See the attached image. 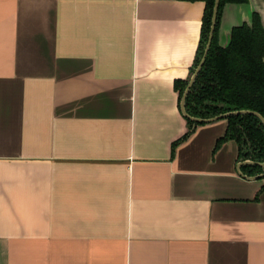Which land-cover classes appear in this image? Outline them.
Masks as SVG:
<instances>
[{
	"label": "crops",
	"instance_id": "obj_1",
	"mask_svg": "<svg viewBox=\"0 0 264 264\" xmlns=\"http://www.w3.org/2000/svg\"><path fill=\"white\" fill-rule=\"evenodd\" d=\"M203 1L0 0V264H264V179L176 79ZM264 0L227 3L219 43Z\"/></svg>",
	"mask_w": 264,
	"mask_h": 264
},
{
	"label": "trees",
	"instance_id": "obj_2",
	"mask_svg": "<svg viewBox=\"0 0 264 264\" xmlns=\"http://www.w3.org/2000/svg\"><path fill=\"white\" fill-rule=\"evenodd\" d=\"M198 1V0H182ZM205 2L201 36L191 75L198 66L210 35L215 0ZM247 0H220L214 37L206 61L192 85L186 99L185 108L190 116L211 118L220 114L251 110L264 117V26L258 13H254L251 23H244L232 29L228 43H219V29L223 8L227 3H244ZM191 77V76H190ZM176 79L174 88L178 91L179 102L189 79ZM188 131L172 144L174 157L177 146L185 141L200 124L186 118ZM225 134L218 138L215 150L223 143L234 140L238 145V161L252 163L240 167L245 177L264 174V123L251 113L231 114L225 118ZM264 179V177L262 178ZM264 191V184L257 199Z\"/></svg>",
	"mask_w": 264,
	"mask_h": 264
},
{
	"label": "water",
	"instance_id": "obj_3",
	"mask_svg": "<svg viewBox=\"0 0 264 264\" xmlns=\"http://www.w3.org/2000/svg\"><path fill=\"white\" fill-rule=\"evenodd\" d=\"M219 2H220V0H215L210 35H209V39H208V42H207V45H206L204 54H203V56H202V58H201V60H200V62L198 64V66L195 68L193 74L191 75V77L189 79V82L187 84V87H186V89H185V91L183 93V96L181 98V101H180V106H181L182 113H183V115L186 118H190L191 120L196 121V122H205V123L226 118V117H228L231 114L251 113V114H254V115L258 116L263 121V123H264V117L261 114H259L258 112L251 111V110L233 111V112H228V113L220 114L218 116L211 117V118L193 117V116H190L188 114V112L186 111L185 103H186L187 96L189 94V91H190L192 85L194 84L195 80L197 79V76H198L199 72L201 71V69H202V67H203V65H204V63L206 61L207 54H208L209 49L211 47L212 39L214 37V32H215L216 17H217ZM247 163H252V161H250V160L242 161V162L239 163V167L241 165L247 164ZM260 164L262 166H264V162H262ZM263 177H264V174H260V175L254 176L252 178L260 179V178H263Z\"/></svg>",
	"mask_w": 264,
	"mask_h": 264
}]
</instances>
